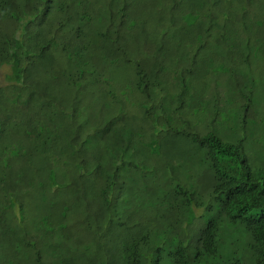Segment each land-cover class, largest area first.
Here are the masks:
<instances>
[{"label": "trees", "instance_id": "16d2710c", "mask_svg": "<svg viewBox=\"0 0 264 264\" xmlns=\"http://www.w3.org/2000/svg\"><path fill=\"white\" fill-rule=\"evenodd\" d=\"M226 46L247 113L264 0H0V264H264L243 140L165 127L203 113L192 68Z\"/></svg>", "mask_w": 264, "mask_h": 264}, {"label": "rangeland", "instance_id": "374dc122", "mask_svg": "<svg viewBox=\"0 0 264 264\" xmlns=\"http://www.w3.org/2000/svg\"><path fill=\"white\" fill-rule=\"evenodd\" d=\"M221 48L222 46L219 47V49ZM223 49L224 51L217 54V58L214 61L210 58L204 62L205 64L196 65L192 68L196 77L200 79V85L205 88V97L203 95L199 96L201 97L199 108L203 110V113L199 112L198 109H196L197 112L195 113H190V111L183 113L185 112L183 111L182 115L189 117V119L177 116L174 117V121H170V125L166 124L165 127L172 126L179 131L197 128L199 132H216L221 140L227 143H233L242 139L243 158L251 174L254 178H264V59L255 60L252 64V80L247 81V83L252 82L248 87L253 91L254 95H248L250 99L248 103L249 109L245 113V108L241 106H244L247 102L236 95L231 97L228 91L237 94L227 88L226 81L231 82V79L228 74L223 73V71L221 73L217 67L222 62L227 63L228 47H223ZM207 51L210 52L209 49ZM213 62H215L214 65H212ZM235 90L239 93L237 88ZM169 91L173 95H176L178 92L174 88H170ZM203 98H205L204 103L202 102ZM178 105L177 101L165 103V106L170 111H174ZM184 121L189 122V127L183 123ZM240 121L244 122L242 128L239 127ZM144 140L145 143L150 141L149 137H144ZM155 159L156 161L169 160L167 156H158ZM172 164L176 165V161L174 160ZM182 172L184 175L178 174L177 178L186 182L187 187H195L197 180L200 178L197 166H194L192 169L185 167ZM170 179L177 180L172 175L171 170L166 168L163 185ZM168 184L162 185L163 188L171 186ZM164 208L162 207L161 210L164 211ZM245 236L246 233L242 227H238L225 235L227 240L236 239L238 241L244 240ZM20 264L29 263L22 262Z\"/></svg>", "mask_w": 264, "mask_h": 264}]
</instances>
